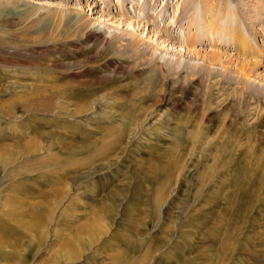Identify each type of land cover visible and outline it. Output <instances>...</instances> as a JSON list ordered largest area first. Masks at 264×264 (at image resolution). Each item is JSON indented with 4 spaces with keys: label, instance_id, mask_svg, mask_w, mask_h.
<instances>
[{
    "label": "rangeland",
    "instance_id": "obj_1",
    "mask_svg": "<svg viewBox=\"0 0 264 264\" xmlns=\"http://www.w3.org/2000/svg\"><path fill=\"white\" fill-rule=\"evenodd\" d=\"M204 263L264 264V0H0V264Z\"/></svg>",
    "mask_w": 264,
    "mask_h": 264
},
{
    "label": "bare ground",
    "instance_id": "obj_2",
    "mask_svg": "<svg viewBox=\"0 0 264 264\" xmlns=\"http://www.w3.org/2000/svg\"><path fill=\"white\" fill-rule=\"evenodd\" d=\"M96 31V33L98 34L100 31L99 30H95ZM121 35V34H120ZM120 35H119V37H120ZM126 35V34H125ZM115 37H118V36H115ZM114 37V38H115ZM161 61H162V59H161ZM169 65V64H168ZM167 68V67H166ZM169 68V67H168ZM61 156L60 155V153H57L55 156ZM98 221V220H97ZM43 224H44V220H40L39 221V227H40V225L41 226H43ZM95 225H97V222H95ZM35 229V228H34ZM87 231H89V232H87L88 233V235L86 236V238H84L83 237V240L81 241V240H79V241H77V243H76V245H78V247H80V248H83V247H86V246H89V244L90 243H92V241H94L95 239H96V235H95V237L93 236V234H92V232H93V230L92 229H89V230H87ZM95 233V232H94ZM96 234H98V232L96 233ZM78 236H81V234L80 233H78L77 234ZM104 236V235H103ZM103 236H101L100 238H98V240H96L95 242H93V244L95 243H98V241L99 240H101L102 239V237ZM33 237V236H32ZM34 239V238H33ZM74 243V242H73ZM133 249H136V247H134ZM143 258H144V256H143ZM59 259H61V257L59 258ZM127 260V259H126ZM145 260V259H144ZM143 262V261H142ZM205 264V263H204Z\"/></svg>",
    "mask_w": 264,
    "mask_h": 264
},
{
    "label": "crops",
    "instance_id": "obj_3",
    "mask_svg": "<svg viewBox=\"0 0 264 264\" xmlns=\"http://www.w3.org/2000/svg\"><path fill=\"white\" fill-rule=\"evenodd\" d=\"M64 261V260H63Z\"/></svg>",
    "mask_w": 264,
    "mask_h": 264
}]
</instances>
